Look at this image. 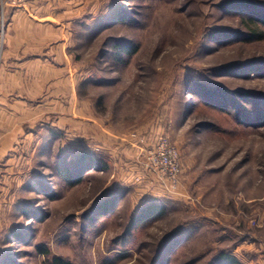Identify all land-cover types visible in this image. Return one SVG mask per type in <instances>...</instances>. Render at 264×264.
Here are the masks:
<instances>
[{
    "label": "rangeland",
    "instance_id": "374dc122",
    "mask_svg": "<svg viewBox=\"0 0 264 264\" xmlns=\"http://www.w3.org/2000/svg\"><path fill=\"white\" fill-rule=\"evenodd\" d=\"M1 3L0 66L13 11ZM76 4L71 63L23 72L30 111L8 113L20 134L0 145V264L264 261V0ZM123 42L137 53L120 59ZM161 137L181 153L176 192L141 158ZM87 152L108 170L81 163ZM152 204L164 207L154 219Z\"/></svg>",
    "mask_w": 264,
    "mask_h": 264
},
{
    "label": "crops",
    "instance_id": "0c3cea01",
    "mask_svg": "<svg viewBox=\"0 0 264 264\" xmlns=\"http://www.w3.org/2000/svg\"><path fill=\"white\" fill-rule=\"evenodd\" d=\"M78 1L31 0L24 8L10 9L13 11L8 19L6 48L0 66V145L17 140L20 127L14 120L19 111H30L21 101L22 91L17 89L19 77L24 79L23 72L26 71L25 78L34 81L40 79L43 65H54L56 59L71 63V55L66 56L65 50L70 41L67 34L71 30L73 10L77 12L81 7L76 4ZM47 71L50 73L51 68ZM45 79L50 81L51 76ZM8 113L14 118L11 125ZM257 264L264 261L260 259Z\"/></svg>",
    "mask_w": 264,
    "mask_h": 264
},
{
    "label": "built area",
    "instance_id": "2783aa9c",
    "mask_svg": "<svg viewBox=\"0 0 264 264\" xmlns=\"http://www.w3.org/2000/svg\"><path fill=\"white\" fill-rule=\"evenodd\" d=\"M31 0H2L1 7L3 15L8 8H24ZM5 22L3 19L0 29L3 34L5 31ZM143 164L150 173L156 178L157 182L166 191L176 192L181 185L183 174V164L180 150L174 145L168 137H161L155 145L144 147L141 150Z\"/></svg>",
    "mask_w": 264,
    "mask_h": 264
},
{
    "label": "trees",
    "instance_id": "16d2710c",
    "mask_svg": "<svg viewBox=\"0 0 264 264\" xmlns=\"http://www.w3.org/2000/svg\"><path fill=\"white\" fill-rule=\"evenodd\" d=\"M261 20L262 19H256V20L252 19L251 20L252 24H250V29L252 30L251 31L252 34H254V35L257 34V27L259 24L258 22H261ZM118 49H119L118 55H119L120 59H122V56H125V55L131 56L134 53H137V51H138L137 46L131 45L128 42H126V44H125V42H123L122 44H119ZM200 87L204 91H207L208 94L216 93V91H213L210 88H208L202 84ZM217 94L220 95L219 92ZM79 161H81V163L86 162V163L90 164L89 167H91V169H98L101 171H106L109 168V164L105 160L100 158L98 155H95V154H92L89 152L83 153L81 155ZM61 176L71 186H75V185L79 184L83 179V178H79V176H77V178H76V176H74V174H72L68 170L61 172ZM147 211H148V216L150 217V219H154L158 216H161L164 213V207L161 205H158V204H152L151 206L148 207ZM134 224H135V222H134ZM52 264H72V263L66 259L61 258V257H55L52 260ZM213 264H243V263L238 258H236L235 256L228 254L226 252H222L221 254H219L217 257L214 258Z\"/></svg>",
    "mask_w": 264,
    "mask_h": 264
}]
</instances>
